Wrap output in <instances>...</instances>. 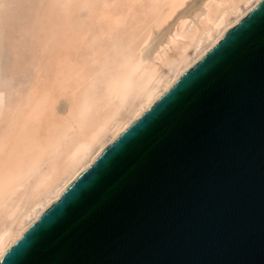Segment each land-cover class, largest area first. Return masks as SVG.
Masks as SVG:
<instances>
[{
	"label": "water",
	"instance_id": "obj_1",
	"mask_svg": "<svg viewBox=\"0 0 264 264\" xmlns=\"http://www.w3.org/2000/svg\"><path fill=\"white\" fill-rule=\"evenodd\" d=\"M0 264H264V0L109 141Z\"/></svg>",
	"mask_w": 264,
	"mask_h": 264
},
{
	"label": "bare ground",
	"instance_id": "obj_2",
	"mask_svg": "<svg viewBox=\"0 0 264 264\" xmlns=\"http://www.w3.org/2000/svg\"><path fill=\"white\" fill-rule=\"evenodd\" d=\"M138 1L125 0L122 5L127 6V13L123 16V12H115L119 8L109 14V6L102 4L106 11L96 16L107 23L105 29H114L126 21ZM187 1L151 0L155 15L143 26L134 47L124 43L119 58L109 62L107 56L106 62L99 63L97 72H106L102 79L79 76L80 68L72 72L73 77L66 75L68 67L65 72L56 67L46 92L30 89L33 98L27 106L31 110L12 111L0 140V255L109 141L257 2L197 0L191 8L178 12ZM169 22L161 34L159 30ZM105 29L100 34H106ZM156 30L160 33L157 40L153 36ZM103 49L101 43L91 55L95 58ZM52 92L70 101L68 110L52 109Z\"/></svg>",
	"mask_w": 264,
	"mask_h": 264
},
{
	"label": "rangeland",
	"instance_id": "obj_3",
	"mask_svg": "<svg viewBox=\"0 0 264 264\" xmlns=\"http://www.w3.org/2000/svg\"><path fill=\"white\" fill-rule=\"evenodd\" d=\"M196 1H187L178 12H184L188 7L191 8ZM124 2L125 0H0V140L12 111L31 110L28 107L31 105L29 98H33L30 97L33 95L30 89L33 88V93H36L34 91L36 87L38 92L39 90L46 92V88L53 80V72H55L56 67L57 69H64V72L67 71L68 67L66 75H73V77L72 72L80 68L77 75L91 74L93 77L102 79L101 76L105 75L106 72H97L99 63L106 62L107 56H109V62L119 58L122 44H130L129 48L137 44L138 38L144 31L142 30L143 26L156 13L151 7V0L135 2L133 4L135 6L132 5L135 12L133 10L128 11L127 19L124 17L126 21L114 26V29H105L107 23L97 18L102 11H106V6L110 8L107 9L109 14H112V10L119 8V11L117 9L115 12H123L122 16L125 15L127 11L124 10H127V6H123ZM127 5L129 6V4ZM120 7L121 9L123 7L122 11H120ZM100 11L101 13H99ZM86 20L87 22H85ZM88 22L89 24H87ZM169 24L170 22L166 23L159 32L162 34ZM104 29L110 31V34H107L108 32L107 35L100 34L101 30ZM159 32L156 30L153 35L156 40ZM101 43L104 44V49L94 58L91 51ZM57 60L59 61L57 62ZM63 61H66V69L64 63L61 64ZM61 75L65 74L62 72ZM43 76H45V80ZM47 77L51 80L46 79ZM45 81L48 83L45 84ZM43 88L45 89L43 90ZM55 92L51 94L53 97L52 109L68 110L70 101L61 98L60 94L57 95ZM39 94L37 95L40 97ZM54 95H57L58 98ZM26 99L28 100L25 103Z\"/></svg>",
	"mask_w": 264,
	"mask_h": 264
},
{
	"label": "snow or ice",
	"instance_id": "obj_4",
	"mask_svg": "<svg viewBox=\"0 0 264 264\" xmlns=\"http://www.w3.org/2000/svg\"><path fill=\"white\" fill-rule=\"evenodd\" d=\"M0 258H3V257H0Z\"/></svg>",
	"mask_w": 264,
	"mask_h": 264
}]
</instances>
